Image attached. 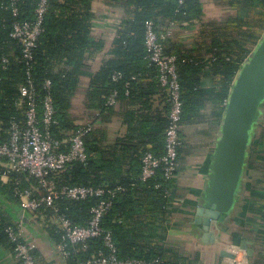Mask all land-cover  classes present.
<instances>
[{
	"label": "trees",
	"instance_id": "obj_1",
	"mask_svg": "<svg viewBox=\"0 0 264 264\" xmlns=\"http://www.w3.org/2000/svg\"><path fill=\"white\" fill-rule=\"evenodd\" d=\"M39 1L18 0L19 12L15 15L8 7L9 0H0V140L8 139L12 118L24 121L23 112L27 105L20 97V86L27 78V64L23 58V46L12 36L13 25L16 21L34 20ZM247 3L252 11L251 15L233 22L231 34H225L224 37L216 35L210 41L211 56L207 63L211 65L212 73L215 75L216 98L219 104H223L222 111L226 108L232 85L243 63L264 35V0H247ZM93 4L94 0H48L44 31L33 50L31 71L36 82L38 100L41 105L42 96L46 92L45 82L50 79L57 120L52 124V132L60 139H64L69 132L80 126L70 117L74 90L80 74L90 66L88 63L90 57L86 52L88 50L92 52L102 46L99 40L92 36V19L95 13ZM121 4L122 21L114 55L93 74L86 97L88 104L97 108L100 114L113 108L114 105L108 102V98L114 91L117 92V100L125 97L135 100L137 98L135 87L139 79L146 74L150 79H154L152 83L159 87L157 67L147 58L144 44L146 23L149 20H153L159 29H162L165 17L182 22L199 18L202 14L199 0H186L184 3H179L178 0H121ZM167 43L173 49L172 52L167 49L168 52L175 54L178 59L183 100L182 120H188L204 101L205 92L201 81L207 63L204 58L183 51V47L175 45L176 42H169L168 39ZM5 58L7 61H4ZM116 71L121 72V77L114 80L113 74ZM20 101L22 103L19 104ZM169 109L170 104L167 111ZM223 114L221 112V118ZM161 121L156 142L153 141L156 146L148 148L156 155H163L165 152V130L169 119L166 116ZM259 130L260 138H263L264 120L258 124L256 132ZM98 142L99 139L93 129L85 137L87 160L71 162L56 175L58 184L60 186L109 184L113 188L120 186L111 208L102 220L104 227L113 232L120 254L156 258L161 264H192L187 255L180 254L178 247L167 249L162 241L151 240L155 234L151 233L150 223L160 222L161 213L167 215L173 210L176 179L166 180L161 166L154 177L142 180L140 175L142 154L147 149L141 150L135 156L129 154L131 138L120 140L121 143L117 142V146H122L120 150L124 157L131 158L130 168L121 178L110 179L107 177L109 170L119 166L113 164L118 155L116 145L109 144L104 149ZM105 152L111 157L105 158ZM8 178L5 182L0 175V185L14 199L17 188L31 187L42 194L37 178L32 174L13 171ZM97 201L96 197L79 201L63 197L56 201V205L61 213H65L75 223L84 225L89 220L91 208ZM237 206L238 204L235 209ZM40 212L45 216L43 220L46 221L51 236L58 243L62 239V231L55 223L47 221L54 215L53 207L44 205ZM11 221L10 216L0 207V245L13 253L15 242L10 239L7 232ZM229 221L230 218L220 223V226L225 227ZM234 235L235 241L239 242L238 234ZM70 247L73 253L67 259V264H79L81 260L104 246L101 239H91L89 247L80 252H75L72 245Z\"/></svg>",
	"mask_w": 264,
	"mask_h": 264
},
{
	"label": "crops",
	"instance_id": "obj_2",
	"mask_svg": "<svg viewBox=\"0 0 264 264\" xmlns=\"http://www.w3.org/2000/svg\"><path fill=\"white\" fill-rule=\"evenodd\" d=\"M199 1L202 8L199 18L181 22L165 17L163 22L164 26L171 25L173 29L169 42H176L175 45L183 47V51L200 56L207 63L211 56V39L216 35L224 37L225 34H231L233 22L248 18L252 11L247 0ZM93 8L95 13L92 19V36L102 46L86 52L90 57V66L80 74L74 90L70 117L77 125L94 123V133L104 149L106 145H116L118 155L113 164L119 166L111 168L107 177L119 179L130 168L131 158L124 157L120 150L122 146H117V142L131 138L128 153L133 156L143 149L156 146L153 141L156 142L158 129L162 125L161 119L167 116L169 101L161 84L156 87L152 83L154 79L146 74L135 87V100L127 97L116 99L113 108L102 114L88 104L86 97L90 79L113 57L122 21L121 0H94ZM167 49L171 52L173 50L168 43ZM214 79L211 65L205 64L201 81L205 92L204 101L193 112L192 117L182 120L181 124V167L175 177L176 198L173 210L171 214H167L172 224L166 229L161 226L162 219H159L160 222L150 223L151 233L155 234L150 239L152 242L162 241L167 249L178 247L180 254L187 255L192 264H264V137L260 138L261 128L253 135L247 162V179L241 200L230 221L225 227L214 226L213 242L203 241L202 224L195 221L196 210L208 185L212 156L223 119L220 114L225 111H222L223 104H219L216 98ZM107 157L111 156L105 152V158ZM2 179L7 182L9 178ZM0 207L12 221L21 224L24 239L34 244L37 264L68 263L57 250V242L43 220L45 216L25 212L19 202L1 185ZM47 221L54 223L52 218ZM234 234H238L239 242L235 241ZM230 244L240 245L238 252L232 251L234 258L221 255V249ZM0 264L21 263L12 251L0 245Z\"/></svg>",
	"mask_w": 264,
	"mask_h": 264
},
{
	"label": "built area",
	"instance_id": "obj_3",
	"mask_svg": "<svg viewBox=\"0 0 264 264\" xmlns=\"http://www.w3.org/2000/svg\"><path fill=\"white\" fill-rule=\"evenodd\" d=\"M184 3L186 0H178ZM48 0H40L36 8V17L30 21H16L13 25L12 36L23 46V58L26 60L27 78L20 86V97L26 102L24 121L12 118L9 126V137L0 140V175L9 177L13 171L29 173L37 178L42 194L37 189L17 188L15 197L22 209L35 216L41 214L44 205L53 207V222L62 231V239L57 243L58 252L68 259L74 247L75 252H80L89 247L91 239H101L103 246L93 252L79 264H161L158 259H147L140 256H122L113 232L106 229L102 223L104 215L113 204V200L120 190V186L111 187L109 184L93 185H59L55 177L74 161H86L88 153L85 144L86 135L92 131L94 123L88 122L76 127L64 139L57 138L52 132V124L56 120V107L51 93V80L45 82V94L42 96L41 105L38 100V91L31 67L33 50L44 31V17L47 11ZM8 7L13 14L19 12L18 0H9ZM173 29L167 25L159 29L153 20L146 23L144 44L147 58L155 64L158 70V79L168 95L170 109L167 113L169 119L165 130V152L156 155L151 150L142 154L141 179L147 180L157 174L159 167L164 169L166 180L174 179L181 167L180 148L183 145L181 137V124L183 117V100L178 71V59L167 50V41L172 36ZM4 61H7L5 58ZM121 77V72L116 71L113 79ZM114 91L108 98L110 104L116 102ZM228 102V101H227ZM22 103L21 101L19 104ZM227 104V103H226ZM41 106V107H40ZM159 186V184L157 185ZM69 198L74 201L96 197L97 203L91 208V216L86 224L79 225L61 213L56 205L60 198ZM172 201H175L174 199ZM161 226L170 228L172 221L168 215L160 214ZM160 226V227H161ZM10 239L15 242L13 254L21 264H37L34 254L35 246L23 237L20 223L11 221L7 227ZM76 245L81 246L80 248ZM229 251L238 252L240 245L230 244L226 247Z\"/></svg>",
	"mask_w": 264,
	"mask_h": 264
},
{
	"label": "water",
	"instance_id": "obj_4",
	"mask_svg": "<svg viewBox=\"0 0 264 264\" xmlns=\"http://www.w3.org/2000/svg\"><path fill=\"white\" fill-rule=\"evenodd\" d=\"M264 120V35L245 60L232 85L212 156L208 185L196 210L202 239L215 241L212 229L234 213L241 200L249 151L258 124ZM221 255L234 258L226 248Z\"/></svg>",
	"mask_w": 264,
	"mask_h": 264
}]
</instances>
